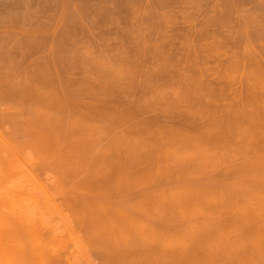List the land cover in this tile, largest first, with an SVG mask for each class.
Listing matches in <instances>:
<instances>
[{
    "label": "rangeland",
    "instance_id": "obj_1",
    "mask_svg": "<svg viewBox=\"0 0 264 264\" xmlns=\"http://www.w3.org/2000/svg\"><path fill=\"white\" fill-rule=\"evenodd\" d=\"M0 134L51 264H264V0H0Z\"/></svg>",
    "mask_w": 264,
    "mask_h": 264
},
{
    "label": "bare ground",
    "instance_id": "obj_2",
    "mask_svg": "<svg viewBox=\"0 0 264 264\" xmlns=\"http://www.w3.org/2000/svg\"><path fill=\"white\" fill-rule=\"evenodd\" d=\"M258 156L260 155L258 154ZM253 164L256 165V162ZM27 165L29 164H27L0 134V264H32V258L37 261L36 264H48L49 262H47V259L49 260L52 258V255H54L53 249L51 248V253L53 252L52 255L49 254L50 258L46 256V253L50 251L48 247L52 244L51 242L53 241L57 244L56 240L59 238L61 230L63 234L62 227H64V233L65 229L70 231L68 222L64 216L59 220L60 222L56 221L57 202L55 201L54 195L48 190L47 186L41 183L43 182L42 179L37 174L35 175V172L31 170L33 168ZM38 177L41 179V182ZM263 177L264 176L260 179L261 177L259 178L257 176V178L261 180V182H259L261 183L260 187L264 186ZM262 189L264 188L262 187ZM248 192H251L252 196L245 199L247 200L246 203H248V201H260L258 203L259 207L253 209H255L256 212L260 210L262 213L264 211V193L262 192L258 197L259 199H257V195L254 196V194H252L254 192L247 191V193ZM244 211L249 212V207H246ZM12 221L17 222L19 226L27 227V236L31 241L29 250L26 247L27 245L24 244L25 241H22L23 237L21 235L19 236V233L21 234L22 230L25 228L23 227L20 232L17 231L15 228L17 223L14 227ZM20 229L21 228L18 230ZM25 232H23L24 235ZM44 233L51 234V236L49 235V242L46 241V237L45 239L43 238V235L45 236ZM55 244L53 245L57 246ZM57 250L59 254L61 250H59L58 247ZM78 250L80 251V249ZM61 252L60 254H62ZM65 253H67V251H65ZM29 256L32 257L30 260L28 258ZM54 256H57V254ZM63 257L62 260H64ZM86 260L84 261L85 264H87ZM64 261H68V264H81V261L77 263V261L71 260V258H67V260L65 259ZM49 264H51V262Z\"/></svg>",
    "mask_w": 264,
    "mask_h": 264
}]
</instances>
